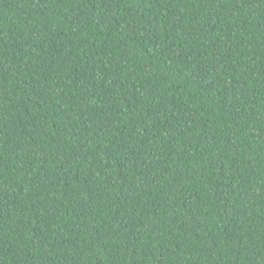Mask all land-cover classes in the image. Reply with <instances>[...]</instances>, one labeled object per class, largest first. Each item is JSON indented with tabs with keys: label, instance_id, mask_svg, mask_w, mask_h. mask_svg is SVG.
<instances>
[{
	"label": "trees",
	"instance_id": "obj_1",
	"mask_svg": "<svg viewBox=\"0 0 264 264\" xmlns=\"http://www.w3.org/2000/svg\"><path fill=\"white\" fill-rule=\"evenodd\" d=\"M0 264H264V0H0Z\"/></svg>",
	"mask_w": 264,
	"mask_h": 264
}]
</instances>
